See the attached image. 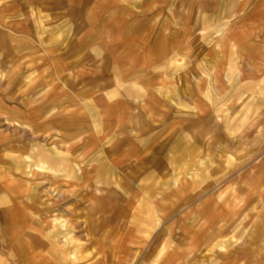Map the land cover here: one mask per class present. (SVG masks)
I'll use <instances>...</instances> for the list:
<instances>
[{
	"label": "rangeland",
	"instance_id": "1",
	"mask_svg": "<svg viewBox=\"0 0 264 264\" xmlns=\"http://www.w3.org/2000/svg\"><path fill=\"white\" fill-rule=\"evenodd\" d=\"M0 195V264H264V0H0Z\"/></svg>",
	"mask_w": 264,
	"mask_h": 264
},
{
	"label": "crops",
	"instance_id": "2",
	"mask_svg": "<svg viewBox=\"0 0 264 264\" xmlns=\"http://www.w3.org/2000/svg\"><path fill=\"white\" fill-rule=\"evenodd\" d=\"M123 39L125 40V38ZM129 45H130L129 43L122 42V41L114 44V46L110 48L109 50L110 52L105 54L106 57L108 58V61L110 60L109 62L107 60L103 62L102 61L103 56L99 55L100 61L96 60L94 62V67H95L94 69L99 70L101 72L99 73L98 76H96L90 82H93L92 84L98 85L101 82H107L106 80H108L111 84H115V83L125 84V83L133 82V83H136L137 85L138 84L141 85L143 81H145V78L148 76L147 72H148L149 65L147 64L148 62H146L147 60L143 58L142 59H134V58L129 59L128 58L125 61L122 60V57L125 58L126 56L128 57L129 55V53L125 54V52L128 50ZM80 47L84 48V46H79V48ZM136 56H137V53H136ZM85 65H86L85 62H83L82 64L78 63L74 67L72 66L70 67L72 68L77 67L80 69L81 67H85ZM102 69L105 70L104 72L106 74H103ZM125 98H128V97L123 96L120 98L117 96L114 98L116 100L113 103L114 105L112 106L116 110V113H114V111L111 110L110 115H108V117L104 119L103 125L100 128L101 131L103 130V131L112 132V131H115V128L118 131L124 129L123 127L124 122L122 118V116H124L123 111L127 110L130 107V104L127 102L128 99H125ZM51 112L53 111L51 110V111H45L43 113L42 112L40 113L42 116L43 115L46 116L44 120L46 130H48L49 124H52L53 122L56 123V125L60 126L62 130L67 131V132L80 130L78 127H75L74 124L70 123L69 114L61 111L60 113L56 114L57 120H54V116L50 115L52 114ZM135 116L139 119L138 121H140V119L143 117L141 114H137V115L130 114V118H132V121ZM21 118L24 119L22 115H21ZM19 121H22V120L19 119ZM132 121L130 120L131 123H133ZM137 124H139V122H137ZM29 129L31 130V132L34 133V132H38L41 128L38 127V125L36 124L35 127L31 125ZM1 199H2V196L0 195V201Z\"/></svg>",
	"mask_w": 264,
	"mask_h": 264
}]
</instances>
